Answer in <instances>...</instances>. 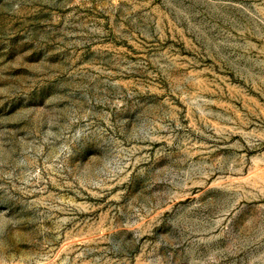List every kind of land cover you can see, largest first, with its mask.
<instances>
[{"label":"rangeland","instance_id":"374dc122","mask_svg":"<svg viewBox=\"0 0 264 264\" xmlns=\"http://www.w3.org/2000/svg\"><path fill=\"white\" fill-rule=\"evenodd\" d=\"M0 264H264V0H0Z\"/></svg>","mask_w":264,"mask_h":264}]
</instances>
